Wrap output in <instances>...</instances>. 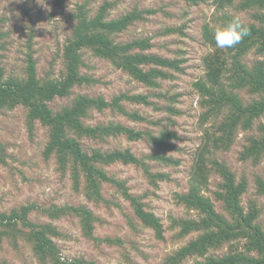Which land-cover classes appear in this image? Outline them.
Here are the masks:
<instances>
[{"label":"rangeland","instance_id":"rangeland-1","mask_svg":"<svg viewBox=\"0 0 264 264\" xmlns=\"http://www.w3.org/2000/svg\"><path fill=\"white\" fill-rule=\"evenodd\" d=\"M105 3L111 4L109 18H117L132 10L145 12L144 18L118 34L117 40L150 38L153 43L150 51L182 60V70L173 71L170 78L160 82V87L150 88L109 59L85 49L83 72L96 81L75 87L70 97L55 98L50 105L57 111L69 105L80 93L102 95L108 100L126 92L152 93L151 100L158 108L132 103H126V106L149 119H161V126L134 121L108 109L103 113L94 112L89 121L116 120L137 129H153L157 133L164 127L177 134L173 140L178 147L176 150L167 151L147 139L134 141L124 136L110 138L103 143L86 141V144L105 150L130 148L140 158L144 157L148 171L141 165L122 162L107 165L106 169L111 175L126 181L131 193L142 198L146 209L161 218L165 228L164 239L157 238L154 230L135 215L130 201L116 186L105 183L100 201L89 200L82 190H75L69 173L64 174L58 169L55 156H45L48 127L36 121L34 129L30 128L28 109L23 105L0 110V212L36 204L39 209L32 211L31 219L51 222L59 228L61 235L54 240L59 246L61 259L65 261L84 259L95 264H168L167 257L197 235L195 232L181 238L177 235L174 220L198 216L178 197L189 188L195 155L203 143L205 131L214 122L202 121V96L195 87L196 81L205 76L203 59L212 51V46L203 38V27L207 23L213 27L222 26L220 16L225 12L239 15L246 23L254 19L252 11L239 10L236 3L219 7L218 0H67L63 8L53 0H0V30L3 34L0 37V68L4 69L6 76L22 77L26 74L28 54H32L41 79L61 77L65 72L64 45L72 36L77 22L75 13L83 6L90 16H94ZM257 59H264V54L252 51L245 57L250 64ZM242 96L245 100L251 97L245 91ZM169 107L177 112H171ZM262 121L264 117L258 119L252 129L239 130L231 147L214 155L225 162L238 179L246 177L248 190L242 197V203L246 208L253 201L257 203L260 210L258 222L264 227V195L257 193L255 183L257 175L264 177V156L257 163L241 158L249 138L258 135ZM157 152L173 156L179 164L171 165L145 157ZM158 173H165L167 177H152ZM221 181L220 174L213 171L205 193L213 200L216 209L224 214L223 204L216 197ZM81 204L92 209L98 218L94 236L110 238L112 242L86 236L80 219L73 214L52 218L41 210L52 205ZM225 250L224 247L215 253L223 254ZM0 260L13 264H55L51 259L42 262L31 244L23 238L14 241L5 237L0 240ZM195 263L196 258L189 257L180 264Z\"/></svg>","mask_w":264,"mask_h":264},{"label":"trees","instance_id":"trees-1","mask_svg":"<svg viewBox=\"0 0 264 264\" xmlns=\"http://www.w3.org/2000/svg\"><path fill=\"white\" fill-rule=\"evenodd\" d=\"M67 0H53L58 7H65ZM239 10L252 11L253 22H245L249 35L231 49H218L214 33L218 27L205 24L203 38L212 46L203 59L205 76L195 83L202 96L204 108L202 121L213 123L205 131L204 139L195 155L191 169L189 188L179 194V201L198 216L175 219L177 235L181 238L197 233L195 238L178 248L167 257L168 264H180L189 257H195V264H264V227L258 222L260 210L256 202L246 208L242 197L248 190L246 177L237 178L236 173L219 161L214 153L226 150L234 143L239 130L252 129L256 121L264 117V59L248 63L245 57L252 51L264 54V0H218L219 7L235 5ZM110 3H105L99 11L90 16L83 6L75 17L77 22L73 33L64 45L65 72L59 78L41 79L37 73V62L28 54L26 74L6 76L0 68V110L23 105L28 109L27 120L34 129L36 121L49 129V140L45 156H55L58 169L69 173L73 187L83 191L89 200L103 198V185L116 186L130 201L135 215L151 227L156 237L164 239L165 228L159 216L146 209L140 196L131 193L126 181L111 175L107 165L116 162L141 165L148 171L144 157L140 158L130 148L102 149L87 145L86 141L106 142L110 138L124 136L129 140L147 139L164 150H176L174 143L178 136L169 129L157 133L153 129H137L121 121L109 120L92 123L94 112L105 110L126 116L134 121H145L153 126H161V119H149L138 110H130L126 103L158 105L151 100L152 93H120L108 100L102 95H76L69 105L54 110L50 105L55 98L70 97L72 90L96 79L83 72L86 65L84 50H91L96 56L109 59L132 78L150 88L160 87L162 80L172 76L173 71L182 70V60L169 58L151 52L152 40L136 37L119 41L116 36L129 28L137 20L144 18L143 11L132 10L117 18H109ZM148 12V11H147ZM234 15L225 12L220 16L222 25ZM173 30V29H171ZM0 30V37H2ZM251 97L245 100L242 92ZM158 94V93H157ZM156 94V95H157ZM161 95V94H158ZM171 112H177L169 107ZM264 156V121L258 126V135L249 138V143L241 152L243 160L256 163ZM167 164H179V160L166 153L145 156ZM220 174L222 181L217 191V199L223 204L225 213L216 209L213 200L206 195L210 175ZM153 178L167 177L165 173L153 174ZM84 179V187H82ZM257 193L264 195V177L255 178ZM39 209L36 204H25L10 212H0V240L8 237L17 241L23 238L30 243L35 255L42 261L53 260L55 264H95L84 259L65 261L60 257L59 246L54 240L61 235L59 228L51 222H36L31 219L32 211ZM42 212L52 218L73 214L80 219L86 236L100 241L112 242L110 238L94 236L98 218L87 205H52L42 208ZM226 248L223 254L215 251ZM0 264H13L0 260Z\"/></svg>","mask_w":264,"mask_h":264},{"label":"clouds","instance_id":"clouds-1","mask_svg":"<svg viewBox=\"0 0 264 264\" xmlns=\"http://www.w3.org/2000/svg\"><path fill=\"white\" fill-rule=\"evenodd\" d=\"M248 35V26L243 18L237 15L215 30V46L218 49H231Z\"/></svg>","mask_w":264,"mask_h":264}]
</instances>
